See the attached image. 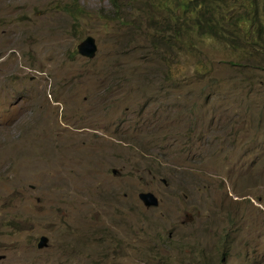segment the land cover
Returning a JSON list of instances; mask_svg holds the SVG:
<instances>
[{"label": "rangeland", "instance_id": "1", "mask_svg": "<svg viewBox=\"0 0 264 264\" xmlns=\"http://www.w3.org/2000/svg\"><path fill=\"white\" fill-rule=\"evenodd\" d=\"M116 1L0 0V264H264L262 40Z\"/></svg>", "mask_w": 264, "mask_h": 264}, {"label": "trees", "instance_id": "2", "mask_svg": "<svg viewBox=\"0 0 264 264\" xmlns=\"http://www.w3.org/2000/svg\"><path fill=\"white\" fill-rule=\"evenodd\" d=\"M116 8H120L113 0ZM169 8L171 23L167 40L180 38L187 32L197 31L202 35L217 36L228 44L234 36L246 31L255 41L264 44V0H151ZM231 29V31L229 30Z\"/></svg>", "mask_w": 264, "mask_h": 264}, {"label": "water", "instance_id": "3", "mask_svg": "<svg viewBox=\"0 0 264 264\" xmlns=\"http://www.w3.org/2000/svg\"><path fill=\"white\" fill-rule=\"evenodd\" d=\"M98 47L95 38L92 35L86 36L79 44L78 51L81 55L87 58H94L96 56ZM139 198L147 207H154L159 205L160 201L157 195L152 191H142L139 193ZM49 238L45 235L40 237L38 242L39 248H44L48 245Z\"/></svg>", "mask_w": 264, "mask_h": 264}]
</instances>
